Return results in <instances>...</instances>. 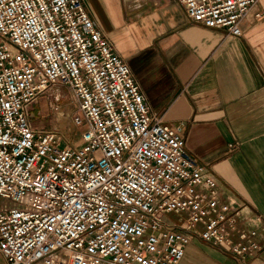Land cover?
<instances>
[{"label": "built area", "instance_id": "1", "mask_svg": "<svg viewBox=\"0 0 264 264\" xmlns=\"http://www.w3.org/2000/svg\"><path fill=\"white\" fill-rule=\"evenodd\" d=\"M89 2L0 0V252L9 264H181L200 237L246 264L263 215L221 202L185 123L153 110ZM178 2L191 23L242 37L260 0ZM52 86L73 98L78 145L33 124Z\"/></svg>", "mask_w": 264, "mask_h": 264}, {"label": "crops", "instance_id": "2", "mask_svg": "<svg viewBox=\"0 0 264 264\" xmlns=\"http://www.w3.org/2000/svg\"><path fill=\"white\" fill-rule=\"evenodd\" d=\"M89 8L153 110L185 123L187 149L212 167L221 202L264 217V18L255 17L264 0L242 21V37L191 23L178 0H90ZM255 225L262 249L246 264H264V223ZM0 264H9L1 252ZM181 264L243 262L196 237Z\"/></svg>", "mask_w": 264, "mask_h": 264}, {"label": "rangeland", "instance_id": "3", "mask_svg": "<svg viewBox=\"0 0 264 264\" xmlns=\"http://www.w3.org/2000/svg\"><path fill=\"white\" fill-rule=\"evenodd\" d=\"M72 99L67 89L52 86L38 97L32 120H37L36 127L55 132L62 143L78 145L82 127L74 122L77 108Z\"/></svg>", "mask_w": 264, "mask_h": 264}]
</instances>
